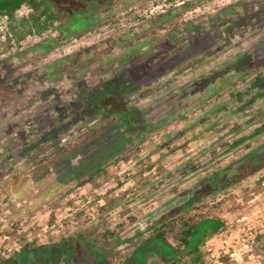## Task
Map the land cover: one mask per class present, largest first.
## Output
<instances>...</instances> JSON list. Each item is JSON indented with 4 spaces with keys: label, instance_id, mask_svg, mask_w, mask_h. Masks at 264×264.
<instances>
[{
    "label": "rangeland",
    "instance_id": "1",
    "mask_svg": "<svg viewBox=\"0 0 264 264\" xmlns=\"http://www.w3.org/2000/svg\"><path fill=\"white\" fill-rule=\"evenodd\" d=\"M42 1L61 20L9 49L0 45L5 263L110 264L128 258L126 264H162L179 240L180 218L190 223L211 217L224 227L201 244L202 264H264V168L219 186L213 172L245 149L217 154L226 128L190 130L201 110L170 100L173 89L214 65H232L242 52L263 46L264 0ZM169 8L176 12L160 18ZM29 11L22 5L16 15ZM219 12L231 17L217 18ZM203 18L212 24L192 40L196 53L151 78L142 63L162 50L187 56L191 45L182 37ZM5 23L0 17L3 31ZM133 45V58H108ZM131 61L141 67L123 72ZM118 82L126 83L127 105L148 124L141 133L130 132L135 121L126 129L116 116L107 119V112H87L83 105L88 95ZM226 139L235 138L229 133ZM160 226L166 239L152 242L149 234ZM25 243L33 245L30 250L22 249Z\"/></svg>",
    "mask_w": 264,
    "mask_h": 264
},
{
    "label": "trees",
    "instance_id": "2",
    "mask_svg": "<svg viewBox=\"0 0 264 264\" xmlns=\"http://www.w3.org/2000/svg\"><path fill=\"white\" fill-rule=\"evenodd\" d=\"M107 2L110 4L111 0ZM22 5H27L31 11L17 17L16 12ZM185 7H187L186 4L180 8L184 9ZM245 11L247 9L243 10L242 15L244 16H246ZM173 12H176V9L169 8L160 18L163 19ZM219 13H217V18L224 20L231 17L230 15L226 16L225 12ZM4 16L6 30H0V45H3V49H9L12 42L19 44L27 36L41 35L54 21H60L62 17L42 0H0V17ZM191 24L187 27L190 30L187 36L182 37L185 38L183 40L185 46L191 45L188 48L192 50L191 53L187 56L183 55L184 53H177L178 55L170 57L169 54L164 53L162 48L161 53L154 54L147 62L142 63V68L149 67L151 78L161 75L193 56L196 51L193 49L195 45L192 46V40L196 36L199 37L207 33V28L212 24V20L203 18ZM146 45L144 42L139 44L138 51L145 49ZM133 46L122 50L119 55H109L108 58L115 62H123L125 57L133 58L137 47L132 48ZM167 59L170 61L167 62ZM132 62L134 61H131L129 67L124 68L123 72L141 67L136 68L137 66L135 67ZM127 90L126 83L118 82L113 89L96 91L93 95H88L83 105L87 112L94 109L107 112V119L116 116L118 123L126 129L132 126V121H135L138 125L136 124L134 128L130 129V132L141 133L145 128H148V124L136 107L127 105ZM170 96V100L175 99V102L181 104L182 107L186 105L185 103L190 102L194 104V108L201 110L197 118L190 120L188 125L190 130L196 127L201 128L203 125L209 128L220 124L226 128V132L218 138L222 151L217 154L240 148L245 149L235 159L213 172L212 175L217 178L219 186L234 185L242 177L264 168V44L258 49L242 52L232 65H214L211 70L203 73L202 77L199 76L188 86L173 89ZM211 99H213L212 104L202 108V105L210 102ZM118 108L129 111V115L117 112ZM194 108L190 107L187 111H192ZM207 121L210 123L206 124ZM141 126L142 128H140ZM229 133L235 139L233 141L222 140ZM203 187L206 186L203 185ZM179 224V240L171 249L168 259L162 264H183L184 262L202 264L204 254L200 246L208 234L216 233L224 227L223 221L209 217L189 223L180 218ZM161 226L153 229L149 234V239L152 242L162 243L166 239ZM67 242L74 244L72 239ZM31 246L33 245L25 243L22 245V249L30 250ZM184 257L186 259H183ZM223 259L226 260V257ZM5 261L6 259L0 256V264H6ZM127 261L128 258L121 261L117 259L110 264H126Z\"/></svg>",
    "mask_w": 264,
    "mask_h": 264
},
{
    "label": "built area",
    "instance_id": "3",
    "mask_svg": "<svg viewBox=\"0 0 264 264\" xmlns=\"http://www.w3.org/2000/svg\"><path fill=\"white\" fill-rule=\"evenodd\" d=\"M181 2H183V1H181ZM2 18H4V19H5V16H4V17H2ZM0 30H2V26H0Z\"/></svg>",
    "mask_w": 264,
    "mask_h": 264
}]
</instances>
